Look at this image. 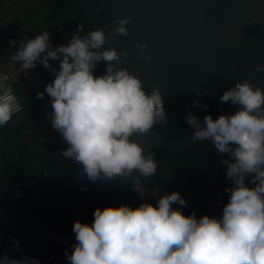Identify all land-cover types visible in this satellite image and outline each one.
Returning a JSON list of instances; mask_svg holds the SVG:
<instances>
[{
  "label": "clouds",
  "instance_id": "9594fccd",
  "mask_svg": "<svg viewBox=\"0 0 264 264\" xmlns=\"http://www.w3.org/2000/svg\"><path fill=\"white\" fill-rule=\"evenodd\" d=\"M128 23L125 17L109 34L100 28L83 36L84 26L77 24L71 39L55 48L45 30L35 38L24 35L11 57L25 70L40 63L54 74L45 88L52 109L47 116L67 144L61 155L92 182L130 178L131 189L142 201L136 207H97L91 224L75 221V242L71 252L64 253L68 264H264V90L242 80L219 97L221 103L236 106L234 113L216 119L208 114L203 121L190 111L185 115L194 141H211L230 157L222 160L232 181L225 189L229 196L222 215H185L173 207L186 206L178 191L152 195L153 205L145 199L143 184L156 174L158 163L132 137L165 124L167 116L160 89H146L121 66L127 63L126 51L105 46L109 35L126 37ZM135 47L140 59L151 62L146 43ZM50 60L58 61L59 69L52 68ZM101 62L106 70L95 75ZM256 71L264 72V63L257 64ZM8 81V74L0 72V127L19 111ZM37 98L43 99L44 93H37ZM194 104L201 106L199 101ZM12 244L20 250L15 237ZM0 264L40 262L27 256L12 258L6 252Z\"/></svg>",
  "mask_w": 264,
  "mask_h": 264
},
{
  "label": "trees",
  "instance_id": "16d2710c",
  "mask_svg": "<svg viewBox=\"0 0 264 264\" xmlns=\"http://www.w3.org/2000/svg\"><path fill=\"white\" fill-rule=\"evenodd\" d=\"M6 1L0 0V6H4ZM8 7L10 10L15 8V11L6 24L0 26V63L9 65L18 73L15 79L7 83L12 85L22 109L5 126L0 127V183L14 169L21 180L63 183L68 175L69 165L76 164L61 155L67 144L62 135L52 128L47 116L52 109L46 104L50 97L45 88L55 76L40 63L25 70L11 57L24 35L35 38V35L45 30L50 34L55 48L71 39L77 24L84 26L82 36L94 29L75 0H11ZM2 19L3 15L0 14V23ZM13 40L16 41L14 45L11 43ZM49 62L52 68L59 69L58 61ZM105 70L106 66L101 62L94 74H103ZM40 92L44 93L43 99L37 98V93ZM219 97L220 95L207 94L189 100L186 96L164 95V107L169 121L155 124L152 129L164 137H182L192 130L185 120L190 105L192 114L203 121L205 115L211 114L214 117L226 107L227 103H221ZM170 101L175 102L172 108ZM195 101H199L201 106L197 107ZM145 149L155 155L158 168L154 176L144 180V190H155L154 196L178 191L185 199L186 206L173 204V207H180L185 215H190L194 210L201 214L212 212L209 216L222 215L223 205L227 203L229 196L225 189L232 187V181L225 175L227 166L222 164V160L226 158L216 155L209 141L186 151L169 152L152 147ZM211 180L215 181L217 191L221 194L219 201L216 195H206L205 191ZM131 187L130 180L109 193L98 192L85 185L62 194L15 187L12 198L0 204V243L3 244L0 245V257L7 252L12 258H35L40 264H68L64 253L72 250L71 245L75 242L72 227L77 221V212L71 211L72 207L81 206L84 223L91 224L94 218V199L99 203L115 202L118 205L138 206L142 202L140 195ZM35 190L46 193L49 198L43 200L37 197ZM50 198H58L62 202L74 200V203L68 208L69 204L58 205L50 202ZM147 201L156 204L154 198ZM14 237L19 241V251L13 247Z\"/></svg>",
  "mask_w": 264,
  "mask_h": 264
},
{
  "label": "water",
  "instance_id": "95a60500",
  "mask_svg": "<svg viewBox=\"0 0 264 264\" xmlns=\"http://www.w3.org/2000/svg\"><path fill=\"white\" fill-rule=\"evenodd\" d=\"M93 29L110 33L119 19L129 18L128 35L115 39L109 35L106 47L127 52V68L141 79L146 89L159 88L169 96L189 100L207 94L222 95L242 80L264 90V0H75ZM137 43H146V62L137 55ZM192 113V106L190 105ZM236 106L226 107L213 117L230 114ZM193 131L179 138L164 137L151 129L132 137L144 148H163L169 152L193 149L204 141H194ZM216 155L221 154L209 141ZM130 178L92 182L82 169L70 164L63 183L26 181L14 169L0 183V204L11 199L15 187L42 189L62 194L85 185L109 193L124 186ZM0 245H2L0 243Z\"/></svg>",
  "mask_w": 264,
  "mask_h": 264
},
{
  "label": "rangeland",
  "instance_id": "374dc122",
  "mask_svg": "<svg viewBox=\"0 0 264 264\" xmlns=\"http://www.w3.org/2000/svg\"><path fill=\"white\" fill-rule=\"evenodd\" d=\"M11 0H7L6 3L4 4V6H0V14L3 15V21L0 23V26H4L6 24V21L8 18L12 17L13 16V13L15 11V8L13 9H9V4H10ZM0 72H4V73H7L8 76H9V80H12V79H15L16 76H17V71L13 70L10 68L9 65H4V64H1L0 63ZM46 104L48 105L49 109H51V104H50V98L46 101ZM146 193H148V195L145 197L146 200H151L153 199V196L154 194L156 193L155 190H144ZM206 195H216L217 196V200L219 201L220 198H221V194H219V192L217 191V188L215 186V181L214 180H211L210 181V186L209 188L206 189ZM34 194L37 196V197H40L41 199L43 200H47L49 197H47L46 193L40 191V190H35L34 191ZM153 195V196H152ZM72 198V197H70ZM73 199V198H72ZM50 202L52 203H55V204H58V205H61L62 203H66V204H69L67 207L70 208L71 207V203H74V200L73 201H70V200H66V201H60L58 198H50L49 199ZM94 205V209L95 210L97 207H105V206H120L118 205L117 203L115 202H111V203H99L97 199H94L93 202H92ZM182 210V209H181ZM71 211H75L77 212L76 213V220H79L80 222H84V211L82 209L81 206L77 207V208H73L71 209ZM183 211V210H182ZM197 217L198 216H202V215H210L212 214V212L210 213H199L197 210H194ZM214 215V214H213Z\"/></svg>",
  "mask_w": 264,
  "mask_h": 264
},
{
  "label": "built area",
  "instance_id": "2783aa9c",
  "mask_svg": "<svg viewBox=\"0 0 264 264\" xmlns=\"http://www.w3.org/2000/svg\"><path fill=\"white\" fill-rule=\"evenodd\" d=\"M14 93V92H13ZM14 95H15V93H14ZM15 97H16V102H17V104L19 105V111L22 109V105H21V103H20V101H19V99L17 98V96L15 95ZM18 111V112H19ZM18 112H16V113H18ZM15 113V114H16Z\"/></svg>",
  "mask_w": 264,
  "mask_h": 264
},
{
  "label": "flooded vegetation",
  "instance_id": "af4514ba",
  "mask_svg": "<svg viewBox=\"0 0 264 264\" xmlns=\"http://www.w3.org/2000/svg\"><path fill=\"white\" fill-rule=\"evenodd\" d=\"M169 104L171 105L170 108H172V107L174 106L175 102L170 101ZM172 110H173V109H172ZM170 116H172V113H171ZM168 121H169V120H167V122H168ZM9 200H10V199H9ZM7 201H8V200H7ZM2 245H3V244H2Z\"/></svg>",
  "mask_w": 264,
  "mask_h": 264
}]
</instances>
